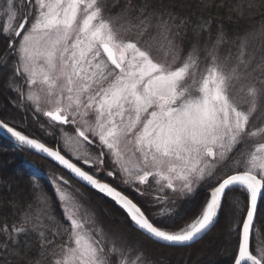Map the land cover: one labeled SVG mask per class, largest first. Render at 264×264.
<instances>
[{"label":"snow or ice","instance_id":"6c2138e0","mask_svg":"<svg viewBox=\"0 0 264 264\" xmlns=\"http://www.w3.org/2000/svg\"><path fill=\"white\" fill-rule=\"evenodd\" d=\"M190 6L186 0H0V35L27 85V93L17 88L21 101L59 135L50 146L5 119L0 130L113 200L138 232L167 246L202 238L227 203L239 210L228 228L230 264H264V234L257 227L264 203V54L257 58L264 50V0H197L201 13L227 7L229 18H260L258 27L233 38L237 55L224 58L222 29L203 55L197 44L185 54L176 43L191 24L178 9ZM212 23L200 15L192 29L210 34ZM106 160L114 169L106 175L118 170L122 183L138 192L153 180L159 210L147 214L100 179ZM52 182L67 225L50 214V198L41 194L35 197L41 207L33 213L29 204L19 226L0 227V252L15 264H149L125 237L97 224L67 191L64 176ZM201 188L194 210L169 207L175 201L166 190L190 201ZM30 232L39 239L36 258L19 242Z\"/></svg>","mask_w":264,"mask_h":264},{"label":"trees","instance_id":"16d2710c","mask_svg":"<svg viewBox=\"0 0 264 264\" xmlns=\"http://www.w3.org/2000/svg\"><path fill=\"white\" fill-rule=\"evenodd\" d=\"M122 2L123 0H121ZM169 2L170 0H165V3ZM186 2L190 3L191 6L183 10L178 9L181 15L189 17L191 21L190 25H194L200 15H204L205 17L211 16L213 23L210 34L214 37L222 29L228 38L227 40H233L236 35L242 34L250 28L258 27L260 24L259 17L251 20H239L235 15H232L229 18L227 7L220 8L219 10L213 7L209 11L201 13L197 7V0H186ZM215 2L219 4L220 0H215ZM116 11H119V8L114 9V12ZM16 100L14 93L1 83L0 75V119L14 123L18 129H23L25 134L32 138L41 139L42 142H46L50 146L54 145L55 139L59 135L58 131L48 127L45 118L38 117V115L34 118L31 110L22 109L17 105L14 106L12 102H16ZM41 124H45V128L42 129L40 127ZM48 133H54V135H48ZM51 173L56 176H64V178H67L66 180L71 179L74 181L71 175L61 166L36 153L18 147L0 135V227H3L5 224L9 228L13 224L19 226L21 217L28 211L27 206L29 204L32 205L33 213L41 207L40 203L35 199V197L41 194L50 198L48 205L50 214L54 215L60 223L67 225L56 191L48 177ZM81 186L87 195L85 200L87 199L88 202L96 205L105 220L107 219L103 212H107L106 206H108L112 210L110 213H113L116 217L118 216L123 221L122 224L121 222H117L116 219L113 221L107 220L108 222L122 228H126L128 224H132L123 209L115 205L111 199L82 184ZM144 193H146L145 196L147 199L145 197L134 196L133 193L127 192L147 214L158 211L159 208L152 203L154 196L157 194L149 190L144 191ZM165 194L169 197L170 201H175L174 205L169 203V207H175L182 211L184 209L194 210L195 207L199 206L200 200L203 199L204 190L201 188L197 196L190 201L185 200L179 194L173 195L171 192H166ZM232 195L230 194V196ZM235 196L242 203L244 202V197H240L239 193H236ZM143 198L146 200H141ZM13 203L17 206L13 207ZM238 214L239 210L234 212L226 203L224 210L219 215L218 223L202 236V238L186 246H167L146 237V241L149 242V247L151 248L150 254L152 259H154L153 257H157L159 262L154 263L230 264V256L228 253L231 251L229 245L231 237L229 236L228 228L237 222ZM188 215H191V211L188 212ZM257 227H260L262 234H264V203H261L259 207ZM48 237L49 239H53L51 232ZM3 239L4 237L0 236V240ZM19 242L22 249L30 247V255L33 258L37 257L39 253V239L35 232L20 235ZM56 243H61L60 237H56ZM0 264H15V258L0 252Z\"/></svg>","mask_w":264,"mask_h":264},{"label":"rangeland","instance_id":"374dc122","mask_svg":"<svg viewBox=\"0 0 264 264\" xmlns=\"http://www.w3.org/2000/svg\"><path fill=\"white\" fill-rule=\"evenodd\" d=\"M3 19L4 18H0V23H2ZM215 40H216V37L211 36V34H209V32H207V31L206 32H200L199 34L194 33V31L192 29V25H189L187 30L182 29L180 31V34L176 37V43L179 46H182L185 54L187 53V51L189 49L192 48V46L194 44H197L201 50V54L203 55L205 47L206 46L211 47L215 43ZM232 41L233 40H227V42L220 47L219 51H220L221 58L226 57L229 54V52H231L233 57H235L237 55V45L234 44ZM258 44H259L258 41L254 42V44L252 45L253 49H256ZM6 45H8L7 41H3L2 39H0L1 83L4 86H6L8 89H10V91L13 92L14 95L16 96V99H17L16 102H12V104L14 106L17 105L18 107H21L22 109H29L33 112V109L28 102H26V101L22 102L21 101L20 92L17 90V88L19 87V88H22L25 91V93H27V85L24 83V77L23 76H17L15 74V66H16L15 63H16V59H17L16 56L13 55L11 51H9L5 57H3L1 55L4 52ZM262 54H264V50H257V58H259V56ZM13 105H11V106L14 107ZM33 114H34V112H33ZM38 117H40V116L38 115ZM81 151H83V150H81ZM90 151H92V150H90ZM67 152L69 153V156L71 157V155H70L71 154V146L68 147ZM239 152H240V149H237L234 152L233 157L235 158L236 156H239ZM53 176H56V175L51 173L48 176L51 183H52V186H53V182H52ZM65 179H67V178H65ZM68 181H69V184L71 185V187L67 188V191L72 196H74L77 201L84 204L88 209L91 210V212L95 216V220H96L98 225H101L106 232H109V233L118 232L123 237H125L127 243L130 246H132V248L134 250L143 252L144 256L147 257L149 264H152L154 262L155 263L158 262L157 257H153L155 259V261H154V259H152V256L150 254L151 248L149 247V242L146 241L147 239H146L145 235H142L140 232H138L132 224H128L126 226V228L125 227L122 228V227H118V226L108 222L107 220L113 221L115 219L117 222H121V224L123 222V221H121V219L118 216L116 217V215H114L113 213H110V211H112V210L108 206H106L107 212H103L105 218L107 219V220H105L103 218V216L101 215V211L98 209V207L96 205H93L90 202H88L87 199L85 200L87 195H86L84 188L81 186V183L78 182L76 179H74V181L69 179ZM75 181H77V182H75ZM137 187H139L140 189H142L144 191L149 190L154 194H158L155 191V188L157 186L155 185L154 181L151 179L149 180V183L147 185H138ZM53 188H54V186H53ZM77 189H79V192L76 191ZM126 189L129 190V188H126ZM54 190H55V188H54ZM129 192L133 193L134 196L146 198V196H145L146 193H144V195H141V193H137L135 191L133 192L132 190H129ZM166 192H171V191L166 190ZM99 194H101V193H99ZM145 198H143L141 200L144 201L147 199V198L146 199ZM45 222L47 223V221H45ZM88 227H92V225L89 224ZM50 232L51 231H49L48 235L50 234ZM52 238H53V236H52ZM64 238L67 239V237H64ZM134 256H135V251L132 253V257H130V258H133ZM113 259L115 260L116 258L114 257Z\"/></svg>","mask_w":264,"mask_h":264},{"label":"flooded vegetation","instance_id":"af4514ba","mask_svg":"<svg viewBox=\"0 0 264 264\" xmlns=\"http://www.w3.org/2000/svg\"><path fill=\"white\" fill-rule=\"evenodd\" d=\"M0 39H2L3 41H6V39L2 36V35H0ZM9 51H11L9 48H8V45H6L5 46V49H4V52L1 54L3 57H5L6 56V54L9 52ZM16 64V63H15ZM90 150H92L94 153H98V151H99V149H97V148H92V149H90ZM70 158H72V157H70ZM86 169H87V165H85L84 166ZM112 170H114L113 169V165H112V163H111V161L110 160H106L105 161V165H104V172L103 173H100L99 174V178L100 179H102L103 181H105V182H108V183H110L112 186H114V187H116L117 189H119L121 192H123L124 194H126L128 197H130L128 194H127V192H129V190H132L133 192L135 191V192H137V193H141V192H143L144 193V190H142V189H140V191L138 192L137 190H136V187H130V186H125L123 183H122V177L120 176V173H119V171L117 170L116 171V174L113 176V177H108L107 175H106V172L107 171H112ZM126 188H129V190L128 189H126ZM127 191V192H126ZM102 195V194H101ZM104 196V195H103ZM106 197V196H105ZM108 198V197H107ZM131 198V197H130ZM132 199V198H131ZM133 200V199H132ZM113 201V200H112ZM134 201V200H133ZM113 203L115 204V202L113 201ZM138 204V203H137ZM116 205V204H115ZM139 205V204H138ZM118 206V205H117ZM140 206V205H139ZM141 207V206H140Z\"/></svg>","mask_w":264,"mask_h":264},{"label":"water","instance_id":"95a60500","mask_svg":"<svg viewBox=\"0 0 264 264\" xmlns=\"http://www.w3.org/2000/svg\"><path fill=\"white\" fill-rule=\"evenodd\" d=\"M0 135L1 136H3L4 138H6V139H8V140H10L12 143H14L15 145H17L18 147H20V148H23V149H26V150H28V151H30V152H33V153H36L34 150H32V149H30V148H27L26 146H21V145H19L13 138H11L7 133H5V132H3L2 130H0ZM36 154H38V155H40V156H42V157H44V158H46V159H48V160H50V161H52L51 160V158H48V157H46L44 154H39V153H36ZM52 162H54V161H52ZM54 163H56V162H54ZM57 164V163H56ZM62 167V166H61ZM67 171V170H66ZM70 174V173H69ZM71 175V174H70ZM72 176V175H71ZM73 177V176H72ZM75 179V178H74ZM77 180V179H76ZM82 185H84V186H86L83 182H80ZM87 188H90V187H88V186H86ZM114 187V186H113ZM91 189V188H90ZM119 190V189H118ZM96 191V190H95ZM120 191V190H119ZM123 193V192H122ZM124 194V193H123ZM103 195V194H102ZM124 195H126V194H124ZM130 198V197H129ZM131 199V198H130ZM134 203H136L135 201H133ZM139 206V205H138ZM205 235V234H204ZM203 235V236H204ZM198 239H200V238H197L196 240H198ZM153 240V239H152ZM195 240V241H196ZM154 241V240H153ZM195 241H193V242H195ZM156 242V241H155ZM193 242H190L189 244H191V243H193ZM158 243H161V244H164V243H162V242H158ZM165 245V244H164Z\"/></svg>","mask_w":264,"mask_h":264}]
</instances>
